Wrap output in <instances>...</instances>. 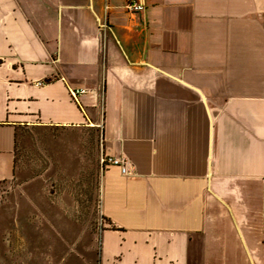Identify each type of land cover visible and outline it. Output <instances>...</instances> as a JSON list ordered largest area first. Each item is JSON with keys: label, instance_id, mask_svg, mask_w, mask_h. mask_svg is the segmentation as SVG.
I'll list each match as a JSON object with an SVG mask.
<instances>
[{"label": "crops", "instance_id": "1", "mask_svg": "<svg viewBox=\"0 0 264 264\" xmlns=\"http://www.w3.org/2000/svg\"><path fill=\"white\" fill-rule=\"evenodd\" d=\"M130 1L0 0V183L35 139L76 175L25 196L38 207L22 233L5 217L18 196L0 193V264H207L212 199L250 224L246 196L264 186V0H137L136 14Z\"/></svg>", "mask_w": 264, "mask_h": 264}, {"label": "rangeland", "instance_id": "2", "mask_svg": "<svg viewBox=\"0 0 264 264\" xmlns=\"http://www.w3.org/2000/svg\"><path fill=\"white\" fill-rule=\"evenodd\" d=\"M44 144V140L35 139L32 147L28 148L32 154L26 156L24 160H19L18 175L12 181L0 183V193L18 196L9 201L11 203L9 213L5 216L6 225L10 230L22 233L23 228L29 226L26 209L30 211L34 206L38 207L26 199V195L36 198L42 194L57 195L64 189L63 183L69 180L68 178L76 177L74 174L62 172L60 164L46 156ZM251 188L245 200L249 211L245 214L250 221L249 225H255L253 228H257L250 234L256 237L258 242L252 243L250 239L252 237L246 229L248 223L243 224L239 220L236 206L228 199L226 203L215 196L216 198L211 200L207 220V239L210 243L208 253L213 252L217 258L215 261L208 259L207 264H264V186L257 185ZM33 217V227L39 229L40 217L35 215Z\"/></svg>", "mask_w": 264, "mask_h": 264}, {"label": "built area", "instance_id": "3", "mask_svg": "<svg viewBox=\"0 0 264 264\" xmlns=\"http://www.w3.org/2000/svg\"><path fill=\"white\" fill-rule=\"evenodd\" d=\"M126 10L129 13L136 14L141 13L145 10V5L143 3H140V1H130L126 4ZM38 85H42V82H37ZM87 93V89H79V90H72L71 95L72 98L76 101L80 95H83ZM102 165H117L121 168V171L123 174H129V170L127 166L125 165L126 161L123 158L119 157H102Z\"/></svg>", "mask_w": 264, "mask_h": 264}]
</instances>
